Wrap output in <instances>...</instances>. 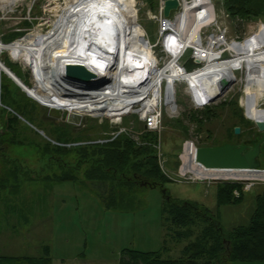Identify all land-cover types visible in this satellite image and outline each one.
I'll return each instance as SVG.
<instances>
[{"label": "rangeland", "instance_id": "374dc122", "mask_svg": "<svg viewBox=\"0 0 264 264\" xmlns=\"http://www.w3.org/2000/svg\"><path fill=\"white\" fill-rule=\"evenodd\" d=\"M11 1L0 0V5ZM20 1L22 4L14 11L0 9V42L4 45L15 44L33 34L48 39L56 27L74 28L82 32H94L96 35H111L121 40L133 52L137 51L138 42L147 41L150 48L143 65L147 66L151 73H156L158 69L168 65L169 58L165 56L161 44L158 48L151 49L152 44H158L160 33L165 32L164 24L152 20L153 16L159 14V0H154L152 6L149 0ZM216 7L219 28L223 34L226 33L223 36L227 43L224 54L220 57L221 61L234 57V54L228 50V44L236 43L238 53L243 49L259 52L264 47V13L253 18L232 19L223 8L221 1L216 2ZM182 18L183 16H180L177 22ZM219 28L213 27L207 33H217ZM168 32L171 31L166 33ZM39 45V39H27L20 44L17 43L14 48L0 53V59L8 69L30 87L36 81L33 63ZM190 47L196 46L194 44ZM75 48L71 42L63 46V50L67 53H73ZM84 50L93 55L98 53L109 62H116L120 74L130 77L136 84H145L139 72L122 61L123 54L119 48L115 46L108 48L101 44L90 47L86 44ZM190 59L189 52L181 60V65L185 66ZM230 66L215 69L217 75L228 71L233 83L226 94L219 99L217 98L222 94H215L198 78L176 82L174 86L168 81V84L162 82L163 80L160 81L159 95L162 91V82V88L167 91L168 100L171 101L169 104L173 103L178 111L175 108L177 114L174 116L164 111L163 129L156 133L154 144L144 138L147 133L142 118L137 114L141 105H135L130 113L123 115L120 125L115 124L106 115L93 114L96 109H91L88 111L93 112L86 111L82 125L75 127L67 124L65 120L48 119L46 109L50 104L41 103L28 94L1 69L0 102L3 97L7 105L22 114L24 117L17 113L20 123L28 125L39 140L54 142L58 136L67 138V135L71 134L78 139L90 138L93 141L88 143L98 144L109 140L122 128L125 130L122 135L134 141L137 147L154 146L161 172L170 181L166 184V190L173 200L201 206L213 218L220 220L225 230L231 231L250 224L256 208V197L264 190V181H255L256 185L250 192H246L245 201L241 206L219 207L216 187L219 183H202L195 179L197 175L194 178L188 175L186 179L179 176L183 162V168H187L189 160L195 156L192 149H187L183 156L187 142L194 143L197 148L220 147L224 144L252 147L255 143L262 142L264 152V132L260 133L253 123L258 118H264V94L253 96L254 94L247 89L246 79L249 68L245 62L239 61ZM175 67L174 75L189 74L184 72L180 65ZM65 86L72 87L69 83ZM198 89L205 91L203 95H208L207 99L202 98V104L208 103L204 107H196L193 102L192 91ZM74 90L82 89L74 88ZM47 95L55 99L52 94ZM174 97L176 102L173 101ZM30 100L32 101L29 102L30 104L34 102V105L39 106L36 105L34 120L18 106ZM66 115L67 111H64V116ZM236 128L241 129V134H235ZM40 132H43L44 136ZM7 156L17 158L22 165L27 166V170H36L42 178L48 176L51 180L41 178L33 182L23 181L19 194L0 191L1 256L38 257L45 255L46 248H49L53 264H120L125 250L140 252L162 250L163 259L177 260L183 257L184 249L188 244L202 242V233L208 227V223L192 216V222L177 228L168 213L164 211L169 207V203L160 188L138 192L133 205L128 210L108 209L97 193L99 191L102 195L109 196L103 184H84L82 181L58 183L53 180V176H49L52 174L50 170L46 169L42 172L44 163L41 161V156L29 146L12 148L7 152ZM65 161L81 165L79 177L82 180H84L83 172L92 169V164L85 162L77 151L70 152ZM261 163L263 169L264 154ZM177 233L185 238L180 239ZM231 264H264V262Z\"/></svg>", "mask_w": 264, "mask_h": 264}, {"label": "trees", "instance_id": "16d2710c", "mask_svg": "<svg viewBox=\"0 0 264 264\" xmlns=\"http://www.w3.org/2000/svg\"><path fill=\"white\" fill-rule=\"evenodd\" d=\"M151 6L154 0H149ZM232 19L253 18L264 13V0H220ZM190 56L192 55V51ZM188 52V53H189ZM187 53V54H188ZM176 66V65H175ZM187 70L195 68L190 59L185 65ZM178 67V65H177ZM175 67V68H177ZM186 72V71H184ZM22 102L19 106L32 119L36 105ZM0 105V191L19 194L23 181L33 182L41 179L36 170H27V166L17 158H9L7 152L12 148L31 147L44 163L42 172L50 170L53 180L58 183L84 184L100 183L109 196L97 191L108 209L128 210L133 205L138 192L160 188L168 201L166 211L177 228L184 227L200 218L208 227L202 233V242L190 243L184 249L183 257L177 260L163 259L162 250L158 252H140L125 250L120 264H231L264 262V190L256 197V208L246 227H237L231 231L224 229L220 220L212 217L206 210L194 203L185 204L173 200L166 190L170 183L161 172L154 146L137 147L136 143L124 135L118 136L105 144H90V138L78 139L67 135L51 140H39L27 125H22L18 111L7 105L3 97ZM39 107V106H38ZM10 109V111L8 110ZM17 115H16V114ZM49 116V108L46 109ZM34 120V119H33ZM33 125L32 123H30ZM70 127L69 125H67ZM30 128V129H29ZM31 131V132H30ZM146 141L154 144L156 133L146 132ZM38 134V133H37ZM38 136V135H37ZM79 143H82L79 145ZM69 145V146H68ZM30 149V148H29ZM79 153L85 162L92 164V169L83 172L84 180L79 177L80 166L66 162L69 153ZM9 158V161L7 160ZM49 161V163H47ZM80 163V160H79ZM25 169V172H24ZM264 169V168H263ZM22 171L24 173H22ZM39 175V176H36ZM36 176V177H35ZM43 179L51 180L48 176ZM91 186V185H90ZM217 203L219 207H239L245 201L244 186L239 183L217 184ZM103 188V189H104ZM107 188V189H106ZM236 192L239 196H236ZM170 221V222H171ZM180 239L185 237L177 233ZM165 250V248L163 249ZM0 264H53L50 249L41 257L0 256Z\"/></svg>", "mask_w": 264, "mask_h": 264}, {"label": "bare ground", "instance_id": "6f19581e", "mask_svg": "<svg viewBox=\"0 0 264 264\" xmlns=\"http://www.w3.org/2000/svg\"><path fill=\"white\" fill-rule=\"evenodd\" d=\"M21 4L22 1L20 0H12L8 4L0 5V9L2 11L9 9L14 11ZM176 12H178V10L172 12L171 17L173 16V13ZM182 16L183 18L179 22H177V20H179L180 16L176 21H173V23L172 21L171 23L165 21V23H167L164 25L165 31L170 30L172 32L173 30L174 32L172 33L174 34L175 38L179 40V45L178 47L172 49V60L168 63V65L162 69H158L156 73H151L149 68L143 65L147 51H149L150 48L147 41L143 40L138 42L137 51L133 52L132 49L124 45L121 40L114 38L111 35H99L98 33V35H96L94 32H82L80 30H75L74 28L59 27L55 28V31L52 32L48 39L33 34L17 42L20 44L27 39H39L40 45L37 48L38 54L34 58L33 63V72L36 77V81L33 86L30 87L24 83L19 78V76L8 69L1 59L0 69L28 94L34 98H37L41 103L50 104L49 107L52 106L63 111L77 112L82 116L86 115L87 112H93L88 110L96 109L93 114L106 115L115 123H119L123 115L130 113V111L134 108V105L144 100V98H147L146 95L153 93L155 95L154 99H159V83L161 80L168 81L170 84H172V86H174L176 82H185L187 80H192V78H198L202 82L206 83L210 90L215 94H220L219 81L222 78H227L230 82H232V80L228 71L217 75L215 73V69L219 67H231L230 64H236L239 61L245 62L246 66L249 68L247 69L248 74L246 82L247 89L250 91V93H253V96L264 94V47L259 50V52L243 49L240 53H238V51H236L238 48L236 43L228 44V50L234 54L233 59L225 61H221V59L214 60L220 55V53L217 52L214 55L213 63L209 64L201 71L189 73L186 76L174 75L173 69L176 64L179 65L180 59L182 57V51L187 48H191V45L195 44V46H197L201 43L199 30L202 21L197 20L194 22L190 20V15L188 13L183 14ZM160 22L162 25L164 24L163 21ZM175 23L176 25H174ZM214 40L216 41H213L212 43L214 45H218L219 39L217 38ZM70 42L76 47L73 53H67L63 50L64 44ZM17 43L4 45L2 42H0V53L2 54L4 51L14 48ZM86 44L90 47L101 44L108 48L110 46L119 48L123 54L122 61L126 65L131 66L133 70L139 72L140 77L145 80V84H136L130 77L120 74L115 65L116 62H109L107 58L105 59L99 56L98 53L93 55L86 52L84 50V45ZM239 56L240 58H237ZM173 61L176 64H172ZM65 63L83 64V66H86L91 71H94L98 78L96 81L97 84H94V87L91 84L86 86L88 88L79 87L82 90H74L73 86L71 88L66 87L65 84L69 82H67V80L65 81L63 78V69ZM250 79L253 81V83H251L252 81L250 82ZM108 80L110 85L103 87ZM174 90L175 87L173 88V91ZM194 92L195 90L192 91V93ZM204 92L205 91H202V89H198L197 94H199V96L203 99H207L208 95H203ZM47 94H52L55 99L49 98ZM175 108L177 107L173 106V110H175ZM97 111H102L103 113ZM258 119L264 120L263 117ZM187 149H192L194 151L193 155L195 156L189 160V167H182V174L189 173L194 177L197 175L196 179L199 180L235 179L248 182L264 181V169H262V172L248 170L208 169L197 162L198 148L196 146L192 148L189 145Z\"/></svg>", "mask_w": 264, "mask_h": 264}, {"label": "built area", "instance_id": "2783aa9c", "mask_svg": "<svg viewBox=\"0 0 264 264\" xmlns=\"http://www.w3.org/2000/svg\"><path fill=\"white\" fill-rule=\"evenodd\" d=\"M160 6L159 7V14L157 16H153V21L159 22L163 21L164 25L165 21H168L171 23V21H176L179 16H182L183 14L188 13L190 16V20L196 22L197 20L202 21V24H200V30L199 34L201 36V43L198 44L196 47L187 48L182 51L181 53V60L185 57V55L192 51L191 59L193 60V64L195 65V68L192 71L187 70L186 66L181 65L179 62V65L183 67V69L186 72L189 73H196L201 71L202 69L206 68L209 64L213 63L214 55L215 53L219 52L220 55L215 58L214 60L220 59L221 55L224 54V47L227 46V43L225 40V37L223 35H226V33L223 34V32L219 28V15L217 13V7L216 2L220 0H177L179 2V9L178 12L173 13V18L170 17L169 19L165 18L164 16V9H165V0H159ZM175 14V15H174ZM175 17V18H174ZM167 19V20H166ZM204 22V23H203ZM161 23V22H160ZM159 23V24H160ZM213 27L219 28L217 33H211L208 34L207 31L209 29H212ZM167 31L160 33V39L157 45L152 44L151 49L158 48V46L161 44V48L163 49V52L167 58H169V62L172 60V49L178 47L179 40L175 38L174 32H168ZM166 33V34H165ZM173 34V35H172ZM174 36V37H173ZM218 40V45H214L212 42L214 39ZM149 41V40H148ZM150 42V41H149ZM217 46V47H216ZM213 55V57H212ZM168 62V63H169ZM162 82L167 81L163 80ZM162 82H161V94L159 95V99H154L155 95L151 93L150 95H146L147 98H144V100L140 101L136 105H141L140 109L137 111V114L140 115L142 118L144 129L146 132L150 133H159L163 129V119H164V111L167 112L169 115L174 116L177 114V111L173 110V103L172 105L169 104V96H167V91L165 92L162 88ZM178 83V82H177ZM110 85L109 83H105L103 87H106ZM176 85V84H175ZM93 86V85H92ZM94 87V86H93ZM79 89V88H78ZM163 92V95H162ZM193 102L196 107H204L206 104H202V97L197 94V91L192 93ZM157 100V101H156ZM175 101V97L173 99ZM144 102V104H143ZM135 106V105H134ZM77 113V112H75ZM79 114V113H78ZM128 114V113H127ZM84 117V116H83ZM125 130H122L120 128V132L113 134L112 140L116 139L118 136L122 135ZM110 140L99 142L98 144H105L109 142ZM191 146L192 148L195 147V144L192 142H187L184 146V154L186 153V149L188 146ZM183 161V157L181 159ZM183 167V166H182ZM182 167L179 170V176L181 178H187L188 175L191 176V178H194L193 175L187 173L182 174ZM263 170L259 171L262 172ZM193 176V177H192ZM196 179V178H195ZM202 183L207 182L208 184H214V183H239L244 185V191L250 192L252 188L256 185L257 182H248V181H242V180H235V179H225V180H219V179H205V180H199ZM236 196H239V193H235Z\"/></svg>", "mask_w": 264, "mask_h": 264}, {"label": "water", "instance_id": "95a60500", "mask_svg": "<svg viewBox=\"0 0 264 264\" xmlns=\"http://www.w3.org/2000/svg\"><path fill=\"white\" fill-rule=\"evenodd\" d=\"M165 1L164 16L165 18L169 19L171 17V13L179 9V2L177 0ZM63 70V78L65 81L67 80V82H69L74 88H88L86 86L90 84L93 86L94 84H97L96 81L98 78L95 72L91 71L86 66H83V64L65 63ZM108 82L109 80L106 83ZM232 84L233 83H231L227 78H222L219 81V89L222 94L221 97L226 94ZM48 108L49 116L51 118L56 120H65L67 124L73 125L75 127H80L83 123L84 117L81 114L67 111V115L64 116L63 110L52 106ZM120 123L121 121L115 124L120 125ZM253 123L260 133L264 132V120L258 119L253 121ZM40 134L44 136L43 132H40ZM235 134H241V129L236 128ZM262 146L263 143L260 142L255 143L252 147L246 145L236 146L224 144L220 147L198 148L197 162L208 169L248 170L259 172L262 170L261 157L264 154Z\"/></svg>", "mask_w": 264, "mask_h": 264}, {"label": "crops", "instance_id": "0c3cea01", "mask_svg": "<svg viewBox=\"0 0 264 264\" xmlns=\"http://www.w3.org/2000/svg\"><path fill=\"white\" fill-rule=\"evenodd\" d=\"M1 256V255H0ZM7 257H10V256H7ZM15 257H25V256H15ZM38 257H41V256H38Z\"/></svg>", "mask_w": 264, "mask_h": 264}]
</instances>
